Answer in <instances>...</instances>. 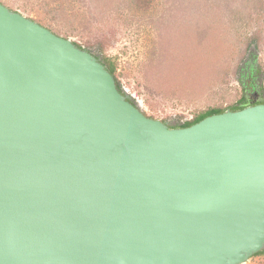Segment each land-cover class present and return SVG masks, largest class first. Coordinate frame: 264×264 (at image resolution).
<instances>
[{"label":"water","instance_id":"water-1","mask_svg":"<svg viewBox=\"0 0 264 264\" xmlns=\"http://www.w3.org/2000/svg\"><path fill=\"white\" fill-rule=\"evenodd\" d=\"M261 251L264 102L171 126L91 51L0 1V264Z\"/></svg>","mask_w":264,"mask_h":264},{"label":"rangeland","instance_id":"rangeland-1","mask_svg":"<svg viewBox=\"0 0 264 264\" xmlns=\"http://www.w3.org/2000/svg\"><path fill=\"white\" fill-rule=\"evenodd\" d=\"M0 1L111 59L118 86L171 126L264 102V0Z\"/></svg>","mask_w":264,"mask_h":264},{"label":"trees","instance_id":"trees-1","mask_svg":"<svg viewBox=\"0 0 264 264\" xmlns=\"http://www.w3.org/2000/svg\"><path fill=\"white\" fill-rule=\"evenodd\" d=\"M103 63L106 65V67L114 74V72H115V70H116V66H115V64H114V62L111 60V59H105V60H103ZM253 67H252V65H251V68H250V70H251V72L253 71ZM254 87V84L251 82L250 83V87ZM119 88H120V86H119ZM121 89V88H120ZM122 90V89H121ZM247 98L245 97V99H243V101L244 100H246ZM250 99L252 100V101H254V97L252 96V97H250ZM259 100H257V102H258ZM260 102V101H259ZM138 105V104H137ZM246 105H248V104H244V105H242V106H240L239 108H236V109H241V108H243V107H245ZM139 107H140V105H139ZM142 109V108H141ZM143 110V109H142ZM222 111H225L224 109H221V108H212V109H209V110H207V111H205V112H202V113H200V114H198V115H196L195 117H193V119H191V120H187L184 124H182L181 126H188V125H191V124H193V123H195V122H198V121H200L201 119H203L204 117H206V116H208V115H210V114H214V113H218V112H222ZM146 114V113H145ZM262 253H264V251H261V252H259V253H257V254H255V255H258V254H262ZM254 255V256H255Z\"/></svg>","mask_w":264,"mask_h":264},{"label":"built area","instance_id":"built-area-1","mask_svg":"<svg viewBox=\"0 0 264 264\" xmlns=\"http://www.w3.org/2000/svg\"><path fill=\"white\" fill-rule=\"evenodd\" d=\"M136 104H138V103H136ZM139 104H140V102H139ZM139 104H138V105H139ZM140 108H141V104H140ZM191 119H193V117H190V118H189V120H191Z\"/></svg>","mask_w":264,"mask_h":264},{"label":"clouds","instance_id":"clouds-1","mask_svg":"<svg viewBox=\"0 0 264 264\" xmlns=\"http://www.w3.org/2000/svg\"><path fill=\"white\" fill-rule=\"evenodd\" d=\"M135 102V101H134ZM136 103V102H135ZM139 106V105H138Z\"/></svg>","mask_w":264,"mask_h":264}]
</instances>
